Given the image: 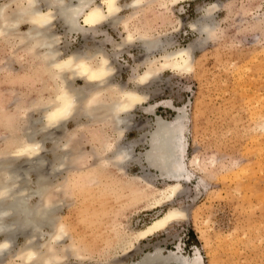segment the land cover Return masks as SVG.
<instances>
[{
  "label": "bare ground",
  "instance_id": "bare-ground-1",
  "mask_svg": "<svg viewBox=\"0 0 264 264\" xmlns=\"http://www.w3.org/2000/svg\"><path fill=\"white\" fill-rule=\"evenodd\" d=\"M0 1V41L8 43L11 46L9 51L12 50L11 55H8L9 60L7 57L3 59L9 61L5 66L9 71V66L21 59L17 58V51L23 50L29 66L36 67L30 77L34 81L36 75L37 78L42 75L45 77L39 80L41 88L35 99L18 103L16 98L14 111L0 116V125L6 132L0 138V174H4V179L0 175V186L16 185H13L15 188L10 193L11 198L0 201V213L8 212L0 216V264H62L69 254L79 262L87 260L91 264H101L96 259H90L88 252H81L85 248L80 243L83 238L80 240V237L71 234L65 218L57 215L62 203L58 206L55 204L61 200V196L69 197L70 192L67 191L74 188L91 191L92 186L99 188L107 184L113 190L112 195L116 192L117 196L123 197L127 206L142 202L144 210L168 206L161 215L137 230L126 229L124 223L115 219L116 214L113 218L116 222H108L106 229L103 225L102 232H105L107 244L118 249L111 263L108 261L107 264H119L123 257L136 251L143 241L166 231L175 222L187 221V209L174 206L173 203L181 194L184 184L191 183L194 176L184 161L188 115L184 107H175L168 102L143 107L148 95L141 89L152 84L161 71L168 69L181 73L191 70L193 50L215 36L218 24L213 21L212 14L218 6L209 5L202 10L201 19L190 24V29L199 36L196 44L190 43L187 47L171 50L170 43L152 35L143 23L135 31L129 29V23L135 18L140 20L138 17H142L147 9H154V6L172 13L174 6L189 0H125L123 4L120 3L122 0ZM124 8L130 10L128 15L119 16ZM104 23L114 27L123 25L126 33L123 45L135 40L139 42L144 58L132 68V87L113 81L117 53L109 54L101 46H96L91 53L79 49L66 53L59 47L62 37L54 30L56 24L62 27L64 34L94 38L101 33L99 27ZM177 23L180 29L181 23ZM22 26L26 27L25 30L21 29ZM206 28L208 31H205ZM14 45L16 51L11 49ZM155 52L159 56H153ZM138 67L143 68L142 72L138 71ZM162 105L170 108L175 116L171 121L156 117L155 128L145 141L147 150L139 161V164L155 170L157 177L163 181L164 187H157L144 175V167L140 175L125 172L133 160V147L141 143L125 140V133L130 127L132 111L140 108L142 112L152 114L156 107ZM253 113V116L257 115L254 125L262 131L264 127H259L264 124L261 122L264 115H260L261 121L257 123L259 115ZM35 114L38 116H33ZM69 122L74 124L72 129L67 128ZM84 133L91 143L90 153L80 148L82 143H79V139ZM141 139L143 141V137ZM47 143L51 145L49 149L45 146ZM47 153L51 154L49 168L44 165L47 163L44 154ZM192 164L203 167L198 158ZM110 169L114 171H111L113 176L108 173ZM62 172L65 174L59 180L56 176ZM31 174L35 176V181L31 179ZM50 174L55 182L50 180ZM103 175L109 176L105 182L101 181ZM4 181H7V185ZM101 195L105 198V194ZM120 203L118 201L119 208L123 206ZM18 236L23 237L24 242L18 250L11 252V242ZM69 238L70 243L66 245L64 239ZM163 250L156 244L152 251L143 252L129 264H204L198 248H195L192 256L182 254L178 245L176 251H167L166 254Z\"/></svg>",
  "mask_w": 264,
  "mask_h": 264
},
{
  "label": "rangeland",
  "instance_id": "rangeland-1",
  "mask_svg": "<svg viewBox=\"0 0 264 264\" xmlns=\"http://www.w3.org/2000/svg\"><path fill=\"white\" fill-rule=\"evenodd\" d=\"M123 2L125 0L120 3ZM211 4L218 6V10L215 9L212 14L218 28L213 38L193 50L194 61L191 70L181 73L168 69L161 71L152 84L141 89L148 95L147 101L142 104L143 107L168 102L175 107H184L188 115L184 161L194 172V176L191 183L184 184L181 194L173 203L174 206L187 209L188 220L175 222L166 231L150 237L136 251L123 257L119 264L136 261L143 252L152 251L156 244L164 248L163 253L166 254L167 251H176L178 245L185 256H192L195 248H198L204 264H264V124L259 127L262 131L256 128L257 115L253 116V111L258 115L261 111L260 115H264V0H189L174 6L172 13L154 6V9H147L142 17H138L140 20L133 19L129 23V29L135 31L143 23L151 30L152 35L170 43L171 50L187 47L190 43L196 44L199 38L198 33L190 29V24L198 22L202 17V10ZM129 11L124 8L119 16L126 17ZM177 22L181 23L180 29ZM25 28L22 26L21 29ZM54 30L62 37L59 47L66 53L78 49L91 53L96 46H101L109 54L117 53L113 81L132 87V68L143 60L144 55L137 40L123 45L126 33L122 24L114 27L104 23L99 27L101 33L94 38L64 34L59 24L54 26ZM136 37L137 35L135 39ZM118 44L121 46L117 47ZM8 45L0 41V116L14 111L16 98L18 103L35 99L41 88L39 80L45 78L44 75L40 78L36 75L34 81L35 79L30 77L36 67L29 66L23 50L16 53L17 58L22 60L13 62L8 71L6 62H9L8 55L12 52L9 51L11 46ZM12 47L11 49H16L15 45ZM153 56H159V53L155 52ZM5 58L8 60H3ZM24 61L27 64H23ZM137 69L139 72L143 70L142 67ZM260 115L257 123L261 120L264 123V119L260 120ZM174 116V112L165 105L156 107L152 114L144 113L140 108L132 111L129 117L132 127L126 131L125 140L141 143L133 147V160L126 168V173L140 175L141 168L144 167L146 178L155 186L164 187L156 171L139 164V161L147 150L145 141L150 138L155 128L156 117L171 121ZM73 126V122H69L67 128L72 129ZM5 134L0 125V138ZM81 136L80 148L83 151H91L87 134ZM45 146L48 149L51 147L49 143ZM44 157L47 162L44 165L49 168L51 154H44ZM195 158L201 161L202 168L192 164ZM111 171L114 172L110 169L108 173L113 176ZM64 174L65 172H62L56 177L59 179ZM52 177L53 175L50 180L55 182ZM108 178L109 176L103 175L101 181L105 182ZM31 179L35 181L32 174ZM106 185L102 184L99 188L92 186L91 191L74 188L67 191L70 192L67 193L69 197L61 196V200L55 202L56 206L62 203L58 207L60 209L57 215L65 218L66 224L70 226V233L80 237V240L83 238V241L79 240L85 247L81 252H88L90 259H96L101 264H107L108 261L111 263L115 252H118L117 248L107 244L105 232H102L104 228H108L109 223L116 222L113 218L116 217L117 221L124 223L126 229L137 230L161 215L168 207L164 205L161 208L144 210L143 202L136 206H127L125 199L117 196L116 192L112 195L113 190ZM101 193L105 194V198ZM119 197L121 199H118ZM115 199L119 203L121 201L120 206L126 208L121 206L120 209ZM94 228L98 229L95 231ZM192 237H195V240H192ZM188 240L192 241L189 245ZM23 242L24 238L21 236L14 239L10 245L11 252L18 250ZM64 242L69 244L70 238L64 239ZM62 264L91 263L87 260L79 262L69 254Z\"/></svg>",
  "mask_w": 264,
  "mask_h": 264
},
{
  "label": "clouds",
  "instance_id": "clouds-1",
  "mask_svg": "<svg viewBox=\"0 0 264 264\" xmlns=\"http://www.w3.org/2000/svg\"><path fill=\"white\" fill-rule=\"evenodd\" d=\"M205 31H208V29L206 28ZM53 67H55V65H53ZM3 176V179H4V174H0ZM8 181V180H7ZM7 181H4L5 185H7ZM15 185V184H13ZM13 185L11 187L9 186H0V201H3V200H7V199H10V193L14 190V188L16 187H13ZM7 190V193L5 195V191ZM4 213H8L7 211L5 212H2L0 213V216H4L3 214Z\"/></svg>",
  "mask_w": 264,
  "mask_h": 264
},
{
  "label": "trees",
  "instance_id": "trees-1",
  "mask_svg": "<svg viewBox=\"0 0 264 264\" xmlns=\"http://www.w3.org/2000/svg\"><path fill=\"white\" fill-rule=\"evenodd\" d=\"M192 238H193L192 240H195V237H192ZM190 242H192V241H190ZM190 242H189V240H188V243H187V244L189 245Z\"/></svg>",
  "mask_w": 264,
  "mask_h": 264
},
{
  "label": "crops",
  "instance_id": "crops-1",
  "mask_svg": "<svg viewBox=\"0 0 264 264\" xmlns=\"http://www.w3.org/2000/svg\"><path fill=\"white\" fill-rule=\"evenodd\" d=\"M143 242H144V241H143ZM143 242H142V243H143ZM142 243H141V244H142Z\"/></svg>",
  "mask_w": 264,
  "mask_h": 264
}]
</instances>
